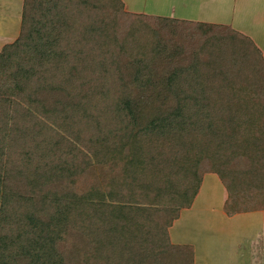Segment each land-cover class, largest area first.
Segmentation results:
<instances>
[{
  "label": "trees",
  "instance_id": "trees-1",
  "mask_svg": "<svg viewBox=\"0 0 264 264\" xmlns=\"http://www.w3.org/2000/svg\"><path fill=\"white\" fill-rule=\"evenodd\" d=\"M119 0H22L0 50V264H193L168 229L205 174L264 210V57Z\"/></svg>",
  "mask_w": 264,
  "mask_h": 264
},
{
  "label": "crops",
  "instance_id": "crops-1",
  "mask_svg": "<svg viewBox=\"0 0 264 264\" xmlns=\"http://www.w3.org/2000/svg\"><path fill=\"white\" fill-rule=\"evenodd\" d=\"M178 4L191 19H176L228 26L250 38L264 57V0H189V5L185 1ZM175 10L173 6L171 15ZM9 26H13V17ZM226 198L218 177L205 174L190 208L182 209L168 229L171 244L190 245L194 264H264V210L227 216L223 211Z\"/></svg>",
  "mask_w": 264,
  "mask_h": 264
},
{
  "label": "rangeland",
  "instance_id": "rangeland-1",
  "mask_svg": "<svg viewBox=\"0 0 264 264\" xmlns=\"http://www.w3.org/2000/svg\"><path fill=\"white\" fill-rule=\"evenodd\" d=\"M184 1L187 5H189V0H119L121 5L118 9L121 13L126 15L145 14L147 16L150 15L171 18L179 17L190 20L191 18H189L188 14H186V8L181 6V4H178L183 3ZM21 6L22 0H0V50L4 45L12 43L19 35ZM173 6H175L176 10L174 15H171L173 12ZM197 15L201 16L199 13ZM11 16L13 17V26L10 27L9 25L12 23ZM198 24V29L201 33H206L213 27L212 24L204 22H198ZM10 28L11 30H9ZM226 28L229 27L227 26ZM188 222L189 220H187V223Z\"/></svg>",
  "mask_w": 264,
  "mask_h": 264
},
{
  "label": "water",
  "instance_id": "water-1",
  "mask_svg": "<svg viewBox=\"0 0 264 264\" xmlns=\"http://www.w3.org/2000/svg\"><path fill=\"white\" fill-rule=\"evenodd\" d=\"M239 32V31H238ZM239 33H241V32H239Z\"/></svg>",
  "mask_w": 264,
  "mask_h": 264
}]
</instances>
